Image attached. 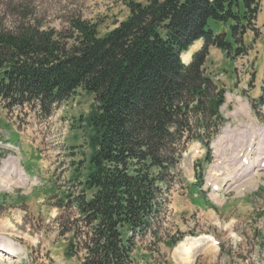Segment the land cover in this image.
<instances>
[{"label": "trees", "instance_id": "obj_1", "mask_svg": "<svg viewBox=\"0 0 264 264\" xmlns=\"http://www.w3.org/2000/svg\"><path fill=\"white\" fill-rule=\"evenodd\" d=\"M123 1L129 15L104 35L80 18L65 32L0 26L1 109L49 117L77 89L93 94L86 174L61 206L60 234L75 242L80 264H135L138 240L160 241L183 152L197 142L210 163L209 145L224 123L225 91L204 69L209 48L240 55L243 36L256 34L261 0ZM198 40L201 48L183 63ZM199 173L188 186L197 192Z\"/></svg>", "mask_w": 264, "mask_h": 264}, {"label": "rangeland", "instance_id": "obj_2", "mask_svg": "<svg viewBox=\"0 0 264 264\" xmlns=\"http://www.w3.org/2000/svg\"><path fill=\"white\" fill-rule=\"evenodd\" d=\"M128 15L123 0H0V26L8 30L33 25L65 32L80 18L104 35ZM253 23L256 34L243 36L240 55L209 48L205 73L225 91L224 124L209 145L212 160L202 162L205 150L197 142L183 152L181 179L161 216V239L138 240L135 264H264V102L258 104L264 0ZM201 46L195 42L183 62ZM93 106V94L77 89L49 117L0 108V247L11 251L0 264L81 263L75 242L60 234L67 213L61 206L81 190L92 134L85 119ZM197 172L201 192L188 187L199 183Z\"/></svg>", "mask_w": 264, "mask_h": 264}, {"label": "bare ground", "instance_id": "obj_3", "mask_svg": "<svg viewBox=\"0 0 264 264\" xmlns=\"http://www.w3.org/2000/svg\"><path fill=\"white\" fill-rule=\"evenodd\" d=\"M192 46H194V44L192 45ZM191 46V47H192ZM188 53L186 52V54H182L183 55V58H184V60H186L189 56L187 55ZM182 55H181V59H182ZM183 61V60H182ZM244 139V138H243ZM245 140V139H244ZM240 149V148H239ZM241 160H243V159H241ZM238 164H240V163H238ZM241 165V164H240ZM242 167V166H241ZM244 167V166H243ZM249 168H250V166H249ZM245 169H243V171H244ZM234 171H236V170H234ZM232 173V172H231ZM22 174V176H24L23 174L24 173H21ZM233 174V173H232ZM235 175V174H234ZM240 176V175H239ZM24 179H26V178H24ZM232 178L230 177L229 179H228V181L230 182V183H232ZM2 182H4V181H2ZM5 183V182H4ZM2 184V183H1ZM0 251H1V254H0V257H3V258H6L5 256H7L8 257V255L9 254H11L10 252V249L8 250V248H5V246H1L0 247Z\"/></svg>", "mask_w": 264, "mask_h": 264}]
</instances>
